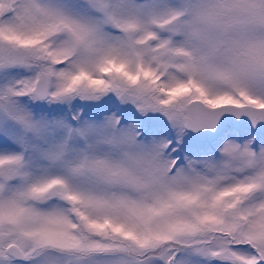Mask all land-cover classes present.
Masks as SVG:
<instances>
[{
    "label": "snow or ice",
    "instance_id": "1",
    "mask_svg": "<svg viewBox=\"0 0 264 264\" xmlns=\"http://www.w3.org/2000/svg\"><path fill=\"white\" fill-rule=\"evenodd\" d=\"M0 264H264V0H0Z\"/></svg>",
    "mask_w": 264,
    "mask_h": 264
}]
</instances>
